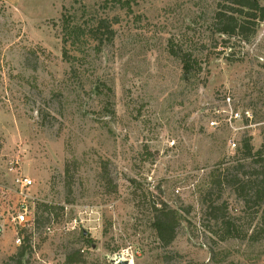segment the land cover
<instances>
[{"label":"rangeland","instance_id":"1","mask_svg":"<svg viewBox=\"0 0 264 264\" xmlns=\"http://www.w3.org/2000/svg\"><path fill=\"white\" fill-rule=\"evenodd\" d=\"M121 1L0 0V213L22 178L34 207L0 264H264V203L216 184L264 170V22L247 43L215 33L217 0ZM161 203L181 216L169 247Z\"/></svg>","mask_w":264,"mask_h":264},{"label":"trees","instance_id":"2","mask_svg":"<svg viewBox=\"0 0 264 264\" xmlns=\"http://www.w3.org/2000/svg\"><path fill=\"white\" fill-rule=\"evenodd\" d=\"M120 2H122L120 0ZM128 9H130V3L127 1ZM213 28L216 34L225 36L228 38H239L243 42H249L257 33V29L261 22H264V5L259 0H217L216 9L213 15ZM175 56H179L177 52H173ZM184 63L185 69L190 68L191 59H188L185 55L181 57ZM252 146L250 139L243 141L241 153L245 157L252 156ZM242 168L241 166L235 167V170ZM229 175V172L227 173ZM239 175H232L230 178L221 181L217 180V185L222 187L224 184L237 189L239 196L243 198L245 202H249L248 194L251 192L254 196V200L257 205L264 203V170L253 173L254 179L251 177L245 181L238 177ZM47 213H50L48 205H42ZM210 216L216 221L221 220L223 233L226 237L232 232V225L226 218V210L223 211L221 206L215 205L213 202L209 204ZM153 228L156 231L157 237L164 247L171 246L176 240L178 229L181 224V216L179 212L173 208L168 207L166 204L160 206L153 204ZM225 209V207H224ZM231 236V235H230ZM28 245H23L19 257L22 258L28 249ZM80 261V252L76 251L67 257V264H72Z\"/></svg>","mask_w":264,"mask_h":264},{"label":"built area","instance_id":"3","mask_svg":"<svg viewBox=\"0 0 264 264\" xmlns=\"http://www.w3.org/2000/svg\"><path fill=\"white\" fill-rule=\"evenodd\" d=\"M227 102L230 103V98L227 99ZM248 119L251 118L249 112L245 113ZM240 115L238 113H233L231 115V120L240 119ZM231 122V121H230ZM210 126L216 128L218 126L216 121H211ZM17 183L19 184V193L18 196L20 198L19 204L16 209L9 214L8 218H4L0 213V235L4 234L6 229L10 226L16 228L30 226L34 221L32 216L34 214V207H31L29 204L30 196L28 194V190L33 186V182L28 178L18 179ZM18 236V234H17ZM17 243H21L20 237H17Z\"/></svg>","mask_w":264,"mask_h":264},{"label":"bare ground","instance_id":"4","mask_svg":"<svg viewBox=\"0 0 264 264\" xmlns=\"http://www.w3.org/2000/svg\"><path fill=\"white\" fill-rule=\"evenodd\" d=\"M117 261L120 262V263L123 262V260L122 259H119V258L117 259Z\"/></svg>","mask_w":264,"mask_h":264}]
</instances>
